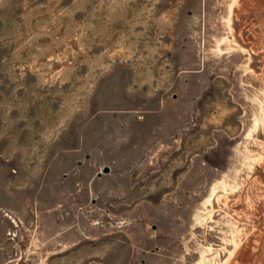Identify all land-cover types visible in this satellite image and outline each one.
Masks as SVG:
<instances>
[{"label":"rangeland","instance_id":"obj_1","mask_svg":"<svg viewBox=\"0 0 264 264\" xmlns=\"http://www.w3.org/2000/svg\"><path fill=\"white\" fill-rule=\"evenodd\" d=\"M263 90L264 0H0V264H264Z\"/></svg>","mask_w":264,"mask_h":264},{"label":"bare ground","instance_id":"obj_2","mask_svg":"<svg viewBox=\"0 0 264 264\" xmlns=\"http://www.w3.org/2000/svg\"><path fill=\"white\" fill-rule=\"evenodd\" d=\"M229 22V20H228ZM264 91V90H263ZM258 100V98L256 99ZM258 103V102H257ZM253 119V118H252ZM254 123L253 124V129H258V128H264V92H263V96L261 97V99H259V104H258V108L257 110L255 111V114H254V120H253ZM250 133V132H249ZM261 152V151H260ZM247 153V152H246ZM257 153V152H256ZM259 153V152H258ZM259 155V154H258ZM243 165L242 167L244 166L247 167L248 169H252V166H253V162H257L260 158L259 157H256V158H251L250 155L247 154H244L243 155ZM236 167V166H235ZM237 173V171H236ZM235 174V173H234ZM237 176V175H236ZM229 178V175H225L223 177V180L221 181V183L219 185H217V188L216 190L219 188V191L221 192L220 195L218 196L217 200H219L220 198H224L225 201L228 200L229 196L231 193L234 192L236 186H237V181L233 180V182L229 181L228 180ZM214 188V187H213ZM215 192V190L213 191ZM212 193V192H211ZM213 194V193H212ZM215 194V193H214ZM216 196V197H217ZM213 197V196H212ZM222 198V199H223ZM215 199V198H213ZM212 201V200H211ZM208 202V201H207ZM201 213V212H200ZM212 213V212H211ZM200 215V214H199ZM206 215V214H205ZM203 216V214H202ZM211 215H209L207 218H210ZM202 217L200 216L197 220L198 221H201ZM206 219V218H205ZM233 231V230H232ZM235 231V230H234ZM232 234V233H231ZM239 237V232L237 233H233L232 234V239H231V242L234 243V249L233 251H230L229 253V257L227 259V261H229V259L231 257H233V255L235 254L236 250L238 249L239 247V244L241 242V239L238 238ZM241 238V237H240ZM238 251V250H237ZM215 257V256H214ZM216 263V260L215 259H207L205 256L202 257V259L200 260L199 264H215Z\"/></svg>","mask_w":264,"mask_h":264},{"label":"water","instance_id":"obj_3","mask_svg":"<svg viewBox=\"0 0 264 264\" xmlns=\"http://www.w3.org/2000/svg\"><path fill=\"white\" fill-rule=\"evenodd\" d=\"M110 172V168L109 167H104L103 168V173H109ZM102 175L101 172L98 173V176L100 177Z\"/></svg>","mask_w":264,"mask_h":264}]
</instances>
